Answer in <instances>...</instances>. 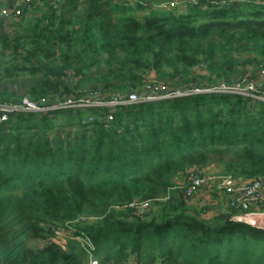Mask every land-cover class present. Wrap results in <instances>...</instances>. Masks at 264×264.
<instances>
[{"label":"trees","instance_id":"1","mask_svg":"<svg viewBox=\"0 0 264 264\" xmlns=\"http://www.w3.org/2000/svg\"><path fill=\"white\" fill-rule=\"evenodd\" d=\"M258 1L36 0L11 38L0 17V82L34 78L26 94L39 106L141 95L154 76L182 94L116 109L8 112L0 264H264V229L237 221L235 209L194 212L183 196L187 171L213 162L222 174L264 179V103L202 92L237 81L239 65L264 69ZM22 100L0 87V106ZM144 201L147 217L128 207ZM58 230L70 233L65 244Z\"/></svg>","mask_w":264,"mask_h":264},{"label":"built area","instance_id":"2","mask_svg":"<svg viewBox=\"0 0 264 264\" xmlns=\"http://www.w3.org/2000/svg\"><path fill=\"white\" fill-rule=\"evenodd\" d=\"M1 1L3 5L0 6V17L12 19L22 14V6L31 5L36 0L16 1L12 6H8V8H6L7 6L4 4L5 1ZM258 3L264 6V0H259ZM167 4L173 6L176 2L173 1ZM261 74L262 76L259 80L251 81L242 77L232 84H222L218 87L210 88L202 92L240 95L242 97L250 98L254 102L264 103V69L261 70ZM153 87L154 85H148V89H145V93L141 95L132 94L125 99L116 97L108 102L79 101L74 103L67 101L64 104H59L53 107H42L28 99H24L20 104L13 106H0V121L7 120L8 112H46L55 109H63L66 108V106H70V104L89 107L105 106L116 109L121 105L140 104L148 101L155 102L182 95L181 93L166 92L167 90L165 91L164 89L165 86L154 87L157 88V91L153 92ZM194 92L199 91L194 90ZM185 181L187 182V186L184 189L183 196L186 201L193 200L199 191L208 190L225 199L229 209H235L241 212L235 217L237 221L251 224L254 215H259L260 217L264 216V179L239 180V178H234L231 175L216 172L208 173L206 170L191 167L185 175ZM128 207L133 209L139 215L147 217L152 209V203L150 201L133 202L129 204ZM68 235H70V233H65L63 230L57 231V237L63 244H65L66 240L70 238ZM76 239L80 240L78 237Z\"/></svg>","mask_w":264,"mask_h":264},{"label":"rangeland","instance_id":"3","mask_svg":"<svg viewBox=\"0 0 264 264\" xmlns=\"http://www.w3.org/2000/svg\"><path fill=\"white\" fill-rule=\"evenodd\" d=\"M5 1V0H4ZM54 1H64V0H52V2ZM16 2V1H15ZM35 2V1H34ZM9 2L6 0L4 2V4L7 6H4L6 8H8V6H12L14 2L11 3V5L8 4ZM165 5L167 3H169L168 1H164ZM38 4V3H36ZM65 5V4H64ZM38 6H40L41 8L44 9V6H42V4L39 2ZM29 8L28 10H22V14L18 17H14L12 19H5V21L3 22V31L5 33V35H7L9 38L15 36V33L16 31H18L20 29V26L23 24V23H26L28 20H30L32 17H33V8H31V6L29 5ZM144 16V13H140L138 15L139 18H143ZM0 51H1V48H0ZM249 56V55H248ZM247 55H244V58L245 57H248ZM239 70L242 72L240 76H238L236 79H240L242 77L244 78H247L248 80H259L261 79V68H258L256 67V65L254 63H248L246 64L245 66L243 65H239ZM167 72L168 69L166 70ZM150 75L149 76H153V72L150 71ZM155 77V76H154ZM154 77H152V81H146L144 82V85H142L141 89L139 91H142L144 92L145 89H148V85H154V84H161V86H165V91L167 90V84L171 85L172 82L168 79V77H164L162 80L164 81H156V79H154ZM155 80V81H154ZM32 81L34 82H38V81H35L34 78H31V77H19V78H13V79H7V80H4V81H1L0 82V87L1 88H6L8 89L10 92H13L15 93L18 97H20V99H30L29 96L26 94L27 93V85H29ZM92 86H89L88 90L90 89L91 90ZM93 90H91L92 92ZM99 91V90H98ZM164 91V90H163ZM93 92H97L96 90L93 91ZM80 107L81 109L85 108V107H89V106H81V105H77V104H70V106L68 107ZM94 106V105H93ZM67 107V106H66ZM91 107V106H90ZM56 110V109H55ZM85 115H89V113H85ZM198 167H196L197 169ZM199 169V168H198ZM206 170L208 173H221V172H224V166L219 163V162H213L210 169H204ZM238 178V177H236ZM185 182V180H184ZM183 180L179 183V185L181 184H184ZM183 186V185H182ZM180 186V187H182ZM215 192V191H214ZM212 194V193H211ZM213 195L217 196L216 193H214ZM187 205L190 209H192V211L194 212H197V213H203L204 215H208V213L210 212V210H217V208H214L212 207V205L210 206H203V207H195L193 208L194 206L190 204V201H187ZM153 209H155V206H153ZM152 212V209L150 210L149 214ZM147 215V216H148ZM261 220H264V216L260 217ZM31 245L34 247V248H41L43 247V242L41 241H37V240H33L31 241Z\"/></svg>","mask_w":264,"mask_h":264},{"label":"crops","instance_id":"4","mask_svg":"<svg viewBox=\"0 0 264 264\" xmlns=\"http://www.w3.org/2000/svg\"><path fill=\"white\" fill-rule=\"evenodd\" d=\"M239 180H244L242 178H239ZM190 204L195 207H203V206H210L217 208V210H210L208 215L215 214L217 212H223L226 211L228 208L227 202L222 197H219L218 195L215 196L213 193L211 194L208 190H201L197 193L196 197L190 201ZM251 224L260 227L264 229V220L260 219L259 215H254L252 217Z\"/></svg>","mask_w":264,"mask_h":264},{"label":"water","instance_id":"5","mask_svg":"<svg viewBox=\"0 0 264 264\" xmlns=\"http://www.w3.org/2000/svg\"><path fill=\"white\" fill-rule=\"evenodd\" d=\"M92 264H99V261H98L97 259H94V260L92 261Z\"/></svg>","mask_w":264,"mask_h":264}]
</instances>
